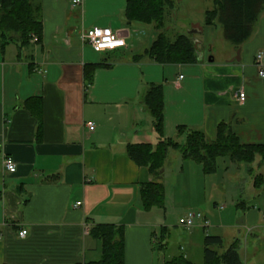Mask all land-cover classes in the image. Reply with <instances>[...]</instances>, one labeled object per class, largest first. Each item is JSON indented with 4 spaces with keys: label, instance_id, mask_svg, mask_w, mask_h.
<instances>
[{
    "label": "crops",
    "instance_id": "crops-1",
    "mask_svg": "<svg viewBox=\"0 0 264 264\" xmlns=\"http://www.w3.org/2000/svg\"><path fill=\"white\" fill-rule=\"evenodd\" d=\"M80 1L74 6L72 0H41V43L32 40L19 56L12 42L0 51V264L98 262L100 243L89 236L97 224L123 227L124 264H164L177 256L167 254L165 243L164 252L157 251L158 230L164 235L168 230L153 209L143 210L139 191L147 182L164 185L165 168L153 177L126 154L128 145L159 141L141 98L147 85L162 87L165 140L183 143L176 128L184 126L213 142L217 127L227 124L241 144H263L264 78L254 61L263 53L264 71V7L240 47L239 61L231 55L218 60L209 52V63L199 44L213 1L193 0L208 6L202 9V23L174 27L188 29L201 60L159 65L144 54L153 36L142 24L126 23V0ZM170 1L173 9L166 18L190 13L189 1L177 0L187 2L184 11ZM172 27L166 24L167 30ZM93 28L110 29L125 47L94 52L80 41L81 32ZM94 65L87 86L84 69ZM239 92L245 95L243 103ZM150 138L153 143H146ZM170 151L175 150H168L167 157ZM7 156L16 164L14 173L4 169ZM218 172L217 165L212 175ZM240 175L241 201L220 205L211 199L213 211L203 214L209 229L189 231L219 237L222 247L213 248L218 253L237 243L243 264H264V184L255 186L256 176L264 182V162L257 158L250 166H236L229 160L219 178L209 182L210 191L225 194ZM23 230L27 234L20 238Z\"/></svg>",
    "mask_w": 264,
    "mask_h": 264
},
{
    "label": "trees",
    "instance_id": "trees-1",
    "mask_svg": "<svg viewBox=\"0 0 264 264\" xmlns=\"http://www.w3.org/2000/svg\"><path fill=\"white\" fill-rule=\"evenodd\" d=\"M213 9L204 14V26L213 27L216 21L221 24L224 39L234 49L241 47L252 35L253 27L264 7V0H212ZM173 9L170 0H126L125 21L152 26L155 39L145 51V56L159 65H191L198 62L196 45L188 35H176L170 39L165 33L166 15ZM43 34L41 0H0V51L6 45L15 43L18 53L26 49L32 40L41 43ZM138 56L135 59H141ZM97 65L86 66L84 78L91 85ZM141 105L152 118V127L159 137L155 146L150 144L128 145L126 154L137 166L147 169L153 177L161 176L168 150L178 151L185 162L201 165L205 175L217 170V160L228 158L232 163L250 166L257 158L264 162V143L257 145L241 144L230 126L220 124L216 138L208 142L201 131L184 126L176 128L177 137L184 142L163 138V90L160 85L149 84L141 98ZM251 169V168H250ZM264 184L261 176L255 177V186ZM139 196L144 211L154 208L164 209V188L162 184L147 182L140 186ZM164 230H161L157 251L163 253ZM89 236L100 243L101 259L88 264H124L123 236L121 226L97 224L90 228ZM222 247L219 237H204L203 264H243L238 245L234 243L223 253L216 250ZM215 248L216 250H214ZM164 264H194L183 256L165 259Z\"/></svg>",
    "mask_w": 264,
    "mask_h": 264
},
{
    "label": "rangeland",
    "instance_id": "rangeland-1",
    "mask_svg": "<svg viewBox=\"0 0 264 264\" xmlns=\"http://www.w3.org/2000/svg\"><path fill=\"white\" fill-rule=\"evenodd\" d=\"M174 1L176 9L178 10L179 8L180 11L185 10V7L187 5L186 1H189L191 4L189 3L188 6L191 11L190 13L188 11H181L177 16L179 17L177 19H165L167 25L170 24L171 26H173L170 30L165 29V33L170 39H173L176 35H186L188 33V29H185L183 27H181L180 29V26L178 28L174 27L175 25L177 26L178 23L188 24L191 20L202 23V9L203 7H208L204 3L201 4L198 2H194L193 0H186L185 2L180 4H176L178 2L177 0ZM210 7L211 9L213 8L212 4H210ZM142 28H144L143 30L146 31V33H149L153 36V38L151 39V41H153L156 34L154 28L152 26H142ZM204 29L205 33L203 37L200 38L201 43L199 44V50L207 55L205 58L207 61L209 52H211V55L218 60L224 59L225 57H228V55H231L232 57L237 56L234 47L224 39L223 30L221 24L218 21H216L215 26L205 27ZM131 40H133V38ZM145 112L148 121L151 123L152 121L149 113L147 111ZM141 125L147 126L143 123V121ZM145 141L146 143H153V139L151 138L150 140L145 139ZM228 162V158H219L217 160V165L219 168L218 174L216 176L204 175L201 165L189 161V163L192 164L191 166L193 167H188L187 165H184V161L178 151H170V155L169 157H167L166 164L164 166V209H153V212L158 215V221L168 230V234L165 236L164 240V243L166 244L167 254L171 256H186L188 260L192 261L195 264H203L204 253L202 241L204 240L205 235L199 230H193L191 232L189 231L194 228L197 229L198 225L189 230L182 228L178 224V219L187 211H199L202 214L207 213L208 215V210L213 211L212 203L209 204V201L211 199L213 200V202H217L220 205L226 202L230 203V201H234V203L241 201V193L238 189V186H240L241 184L239 180H243V175H240V178L237 179L238 181H235V184L233 183L231 189L227 190L225 194L220 195L218 192L210 191L209 182L215 181L219 178L222 173V169L224 168V163L226 164ZM235 165L247 166L246 164L240 163H235ZM182 168H184L183 172H181ZM195 168L197 170L198 176L195 175ZM232 208L233 207L229 205L228 209L230 211ZM208 229L209 227L204 228L203 230ZM159 231L160 229L157 233V242H160ZM193 232H195V235L191 236ZM181 247L183 249H186V251H181Z\"/></svg>",
    "mask_w": 264,
    "mask_h": 264
},
{
    "label": "built area",
    "instance_id": "built-area-1",
    "mask_svg": "<svg viewBox=\"0 0 264 264\" xmlns=\"http://www.w3.org/2000/svg\"><path fill=\"white\" fill-rule=\"evenodd\" d=\"M74 6H79L81 4L80 0H72ZM80 41L89 45L94 52H111L116 49L125 47V40L119 37L116 33L110 29H99L93 28L90 30L82 31L80 34ZM255 65L259 68L258 75L260 78H264L263 68V53H258L255 56ZM182 77H180L181 79ZM238 99L241 103L245 100V95L243 92L237 94ZM90 130L94 128V124L87 125ZM4 169L8 173H14L16 170V164L11 157H4L3 159ZM76 204L75 207H78ZM178 224L184 229H191L197 225L201 228H207L209 226L208 220L201 212L187 211L178 219ZM27 231L23 230L18 233L20 238H24Z\"/></svg>",
    "mask_w": 264,
    "mask_h": 264
},
{
    "label": "water",
    "instance_id": "water-1",
    "mask_svg": "<svg viewBox=\"0 0 264 264\" xmlns=\"http://www.w3.org/2000/svg\"><path fill=\"white\" fill-rule=\"evenodd\" d=\"M193 42H194V40H193ZM240 51H241V48H240V47L236 49V54H237V56L235 57V60H236V61H239V54H240ZM196 56H197V60L200 61V60H201L200 57L202 56V54L199 53V52H196ZM233 61H234V60H233ZM208 62H209V63L213 62V59H212V58H208Z\"/></svg>",
    "mask_w": 264,
    "mask_h": 264
}]
</instances>
